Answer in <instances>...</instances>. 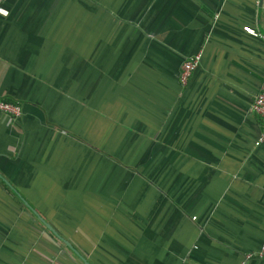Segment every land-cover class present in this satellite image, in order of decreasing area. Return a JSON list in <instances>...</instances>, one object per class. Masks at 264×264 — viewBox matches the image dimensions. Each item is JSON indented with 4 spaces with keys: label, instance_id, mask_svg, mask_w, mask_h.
Segmentation results:
<instances>
[{
    "label": "crops",
    "instance_id": "obj_1",
    "mask_svg": "<svg viewBox=\"0 0 264 264\" xmlns=\"http://www.w3.org/2000/svg\"><path fill=\"white\" fill-rule=\"evenodd\" d=\"M253 1L0 0V98L21 108L0 113V177L57 234L0 178V264H241L258 248Z\"/></svg>",
    "mask_w": 264,
    "mask_h": 264
},
{
    "label": "built area",
    "instance_id": "obj_2",
    "mask_svg": "<svg viewBox=\"0 0 264 264\" xmlns=\"http://www.w3.org/2000/svg\"><path fill=\"white\" fill-rule=\"evenodd\" d=\"M260 0H254L253 3L255 6L259 4ZM243 31L255 36L264 39V35L260 33L257 29H253L250 26H243ZM201 52L197 51L192 55L187 56L180 63L177 73V81L181 86H184L187 82L188 77L191 73L198 67L200 62ZM250 111L257 115L261 120V124L264 128V73L262 76V80L260 82L259 88L254 95L251 105ZM0 113L5 114L10 119H17L21 114V108L18 102L16 101H8L0 98ZM263 139V134L260 133L254 142L255 145L260 143ZM264 257V237L259 243L258 248L252 252L243 255L241 259V264H244L246 261L252 258L261 259Z\"/></svg>",
    "mask_w": 264,
    "mask_h": 264
},
{
    "label": "water",
    "instance_id": "obj_3",
    "mask_svg": "<svg viewBox=\"0 0 264 264\" xmlns=\"http://www.w3.org/2000/svg\"><path fill=\"white\" fill-rule=\"evenodd\" d=\"M1 178V177H0ZM2 180H3V178H1ZM5 183H6V185L10 188V190L20 199V201H22V203L25 205V207L40 221V223H42V225H44L52 234H54V235H57L56 234V232L54 231V229L50 226V225H48L39 215H38V213L23 199V198H21L20 196H19V194L10 186V184L9 183H7L5 180H3ZM61 239V241H63L66 245H67V247L68 248H70L71 250H72V248H71V246L69 245V243L67 242V241H65L64 239H62V238H60ZM79 258L84 262V263H86L85 262V260L81 257V256H79ZM87 264V263H86Z\"/></svg>",
    "mask_w": 264,
    "mask_h": 264
}]
</instances>
